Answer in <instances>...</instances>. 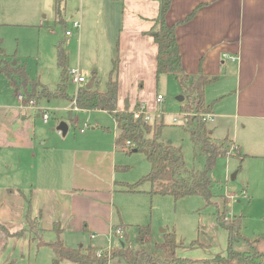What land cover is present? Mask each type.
<instances>
[{
	"label": "rangeland",
	"instance_id": "374dc122",
	"mask_svg": "<svg viewBox=\"0 0 264 264\" xmlns=\"http://www.w3.org/2000/svg\"><path fill=\"white\" fill-rule=\"evenodd\" d=\"M63 1L64 4L61 3V16H59L56 15L55 0H0V39L7 55L6 61L12 67L24 68L29 81L39 82L49 90H54L59 80V72L56 66V46L61 43L69 57V79L66 88L69 97H73L79 86H85V83L74 84L72 82L71 71H77L80 76L88 81L91 78L90 72L93 66L96 67L99 75V91L104 92L110 67L112 68V62L109 58H112V60L118 58L120 66L122 53L119 45L116 50L113 43H109L110 46L108 47L104 42L102 35L104 28L102 29L101 23L104 15L103 8L99 10V24H94L97 27V34L95 33V27L91 30L94 15L91 16L90 14L96 6L98 8V3L102 0H83L82 7L80 0ZM81 15L88 16L89 34L88 36L84 35L80 44V29L83 28V25L81 26ZM72 21L79 22V29L74 30L72 28ZM66 31H71L72 36L66 37ZM15 61H17L16 64ZM128 67L127 75L130 73V66L127 63L124 72ZM143 81V89L135 85L133 91L130 92L131 98H134L135 92L138 96L143 93L144 98L148 100V105L146 103L142 104L146 111L151 113L149 123L163 121L165 126L161 133L162 139L166 142L170 141L176 147L181 148L187 169L202 170L205 157L197 152V156L194 158V149L185 129L187 123L197 113L195 110L188 112L187 121L182 124H173V118L182 116L184 112L181 110V106L186 104L185 94L179 83L171 74L161 75L158 78L154 74ZM215 86L214 83L205 91L206 104L213 103L211 89H214ZM18 93H22L24 96L22 81L19 76L0 74V111L2 109L21 111L23 104L17 100ZM157 94L163 98L161 103H157L155 100ZM181 97L184 98L183 101L179 100ZM152 99H154L153 102ZM25 101L26 97L24 98ZM39 103L41 107L37 111L42 112L43 109H47L50 118L48 124H43L41 120L34 119L36 125L35 140L51 141L49 130L58 133L57 126L60 123L66 124L67 134L62 135L61 133L59 137L52 139L70 140L79 137L81 131L85 134L92 133V129L95 128L94 123L98 122L107 127L108 130L106 132L95 130V132L97 131L96 133L100 137L105 135L113 144L116 131L114 121L109 114L97 110H77L70 114L64 111V107L68 106L69 109L71 103L64 99L47 100L40 98L32 99L28 104H24L27 107L32 104L34 107L38 106ZM150 105H152V109L149 107ZM137 108L138 106H135L134 109L129 111ZM38 151H40V148H38ZM236 152L234 145H230L226 157H218L212 171V179L217 181L219 186V188H214L217 196L213 198L214 202L218 204V208L214 205H206L202 197L195 195L175 201L170 196L120 194L119 197L122 201L120 207H118V222L128 226L125 230L126 245L130 248H143L148 252H152L155 243L162 241V231H165L174 232L178 242H183L184 247L179 248L177 251L180 256L197 258L195 260L225 256L228 241L226 231L217 226V213L220 212L224 213L225 218L229 221H232L234 217H241L242 219L240 233L245 240L234 242L233 249L239 252L259 249L264 252V159L254 155L251 156L252 153L243 150V154H249V156L242 160L236 156ZM3 153L0 152V157L6 159L9 155L6 151ZM118 153L124 161V165H126V168L120 172L119 180L132 184L149 171V165L141 153L126 154L120 149L119 152L117 151V155ZM17 169L18 166L11 161L6 166L0 161V222L10 233L19 232L22 228L26 229L28 226H25L24 223L26 207L9 203L13 202L11 198L19 197L20 194L18 193L22 190L20 187H10V184L14 182L24 184L26 182L17 180ZM21 172L20 169L18 174H21ZM233 173H236V178L231 181L230 177ZM39 178L43 183L42 174ZM9 188L15 191L7 193L6 191ZM233 188L235 190H232ZM142 189L149 191V184H143ZM242 190H245L244 194ZM223 196L225 197V203ZM134 211H136V214ZM118 222L115 223L117 224L114 227L115 230L118 228ZM146 224L150 225L151 234L144 244L140 245L137 242L138 230L136 226ZM48 228H50L48 224L41 221L37 235L25 231L22 234L23 236L3 238L4 234L0 231L2 238L0 264H57L51 248L39 244L40 240L51 242L57 239V233ZM62 229L60 239L64 246L72 249L79 246H82L83 250L89 246L100 250L114 249L119 248L123 240L115 235V232H113L114 234L111 233L110 236H98L92 239L90 234L85 231L74 232L68 227ZM199 236L210 246L189 245ZM58 264L72 263L60 261ZM109 264H123V262L113 259Z\"/></svg>",
	"mask_w": 264,
	"mask_h": 264
},
{
	"label": "crops",
	"instance_id": "0c3cea01",
	"mask_svg": "<svg viewBox=\"0 0 264 264\" xmlns=\"http://www.w3.org/2000/svg\"><path fill=\"white\" fill-rule=\"evenodd\" d=\"M80 5L83 6V0ZM101 8L104 9L101 20L104 42L108 47L113 43L116 50L119 45L122 53L117 72V108L132 110L148 102L143 93L138 96L135 92L131 98L134 86L143 89V80L156 75L157 47L146 33L158 14V3L154 0H102L90 14L94 15L91 30L95 27L96 34L94 24H99ZM195 8L197 11L191 20L180 23ZM80 19L81 44L84 35L89 34V26L88 16L81 15ZM166 22L175 25L184 72L196 75L201 71L203 75L218 78L211 89L213 117L207 123L212 137L227 138L238 152L244 150L264 159V0H171ZM109 59L112 62V58ZM127 63L129 75V67L124 72ZM93 72L99 83L95 66L91 68L90 73ZM85 81V88L87 85L94 88L92 78ZM34 107L23 105L21 111H0V152L6 151L9 155L6 159L0 157V161L5 166L10 161L17 165V172L14 171L17 180L26 181L10 184L22 190L17 194L19 197L11 196L13 202H8L29 209L30 215L39 218V223L48 224L49 230L54 223H59L61 228L85 231L92 239L110 236L118 222V207L122 201L119 195L125 194L121 185L127 182L119 180L126 165L119 153L117 155L119 150L114 141L111 144L105 135L100 137L96 133L106 132L108 128L95 122L92 133L80 132L79 137L70 140L52 139L61 132L49 130L51 141H37L34 119L43 124L49 121L44 123L37 111L40 103ZM43 111L49 113L47 109ZM64 111L76 112L69 111L68 106ZM115 137L116 132L114 140ZM20 169L22 172L18 174ZM41 174L43 183L39 178ZM8 190L15 191L9 188L7 193ZM119 225L124 224L118 222ZM177 251L178 257L188 258L178 255Z\"/></svg>",
	"mask_w": 264,
	"mask_h": 264
},
{
	"label": "trees",
	"instance_id": "16d2710c",
	"mask_svg": "<svg viewBox=\"0 0 264 264\" xmlns=\"http://www.w3.org/2000/svg\"><path fill=\"white\" fill-rule=\"evenodd\" d=\"M158 3V14L153 19V25L146 35L151 37L157 47L156 55V77L171 74L179 83L185 94L186 104L181 106L184 113L195 110L196 116L185 127L189 134L190 142L194 149V158L197 152L205 157V164L202 170L187 169L183 160L180 147L172 143L168 144L162 139L161 133L165 126L163 121L159 123H145L142 117L135 119L131 111L125 107L119 111L118 102V58L112 60V68L105 83V91L97 89L98 78L95 72L91 74L94 88L86 89L78 87L73 97L67 94V81L69 79V57L60 43L56 46V66L59 72V80L54 90H49L44 85L36 81H29L25 69L12 67L7 61V55L0 39V74L5 76L18 75L22 81L23 94L28 104L32 99L44 98L47 100L64 99L69 103L75 102L78 110L104 111L108 113L114 121L116 137L114 144L116 148L126 154L141 153L149 165V171L137 182L132 184L122 183L124 193H146L150 196H170L175 201L187 196H200L206 205L218 204L213 198L217 196L216 190L219 188L217 181L212 179V171L215 167L216 159L220 156L226 157L232 141L227 138L215 139L208 129L207 122L200 115L212 114L213 103H205V90L208 86L218 81L217 77L206 76L201 71L196 75L184 72L181 63V54L175 36V25H168L166 16L170 10L171 0H156ZM61 3L63 0H55L56 15L61 16ZM198 8V7H197ZM195 8L180 23L187 22L195 15ZM60 22L62 23L61 19ZM179 23V24H180ZM107 130V129H103ZM129 142L132 146H127ZM236 156L242 160L248 155L236 152ZM149 184V191H142V185ZM12 190H8V193ZM225 203V197L223 196ZM241 217H234L232 221L225 218L224 213H217V226L223 228L227 233V254L216 256L212 259L192 260L178 257L176 251L183 248L182 241L177 240L174 232H165L162 241L155 243L154 251L148 252L143 248L135 249L126 245L125 230L127 225H119L123 232V240L119 248L100 250L95 247H88L83 250L82 246L72 249L63 245L60 239L63 230L59 223H54L52 230L57 233V239L51 242L39 241L40 245H47L54 253L58 264L60 261H68L72 264H109L113 259H118L123 264H264V252L256 250L239 252L233 249L234 242L245 240L240 233ZM27 228H22L19 232L10 233L0 222V231L3 238L23 236V232L29 231L38 234L39 218L32 217L27 209L24 217ZM138 230L137 242L143 245L146 238L150 236L151 227L149 224L136 226ZM250 242V241H248ZM251 243V242H250ZM2 238L0 236V245ZM252 244V243H251ZM196 246H210L200 236L190 244ZM253 249V248H252Z\"/></svg>",
	"mask_w": 264,
	"mask_h": 264
},
{
	"label": "built area",
	"instance_id": "2783aa9c",
	"mask_svg": "<svg viewBox=\"0 0 264 264\" xmlns=\"http://www.w3.org/2000/svg\"><path fill=\"white\" fill-rule=\"evenodd\" d=\"M79 27H80V25H79V23L78 22H73L72 23V28L73 29H75V30H77V29H79ZM72 34V32L71 31H66L65 32V35L66 36H70ZM71 75H72V82L74 83V84H81V83H84V78L83 77H81L80 75H79V73L77 72V71H71ZM24 96L22 95V93H18L17 94V100L20 102V103H22L23 105H25L24 103ZM163 101V98H162V96L161 95H157V97H156V102L157 103H161ZM31 106H32V104H31ZM71 107L69 108V111H77L78 110V108L76 107V105H75V102H72L71 103V105H70ZM131 113L133 114V116H134V118L135 119H138V118H140V117H142V119H143V121L145 122V123H149L150 121H151V118H150V115H151V113H149L148 111H146V109H145V107H144V105L142 104V103H140L139 105H138V108L136 109V110H133V111H131ZM40 115H41V118H42V120H43V122L44 123H47L48 121H49V118H50V115H49V113L47 112V111H42V112H40ZM159 115V114H158ZM192 115V114H191ZM160 116H162V114H160ZM188 113H183L182 114V116L180 117V118H178V117H174L173 118V124H182L183 122H185V121H187V118H188ZM193 116H196V114L195 115H193ZM201 117H202V119L204 120V121H206L207 123L212 119V117H213V115L212 114H205V115H200ZM82 132V131H81ZM127 146H132L129 142H127V144H126ZM113 232H115V235H118L119 236V238L120 239H123V232L121 231V229L120 228H117L116 230L114 229L113 230Z\"/></svg>",
	"mask_w": 264,
	"mask_h": 264
},
{
	"label": "water",
	"instance_id": "95a60500",
	"mask_svg": "<svg viewBox=\"0 0 264 264\" xmlns=\"http://www.w3.org/2000/svg\"><path fill=\"white\" fill-rule=\"evenodd\" d=\"M91 86H92V85H87V86H86V89H91ZM179 100H180V101H183L184 98L181 97ZM57 130L60 131V132L62 133V135H65L66 132H67V126H66V124H65V123H60V124L58 125V127H57ZM170 143H171V142L168 141V144H170ZM136 152H137L136 150H133V153H136ZM235 178H236V173H233V175H231L230 179H231V181H234Z\"/></svg>",
	"mask_w": 264,
	"mask_h": 264
}]
</instances>
